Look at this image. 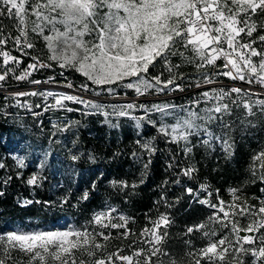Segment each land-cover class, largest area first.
<instances>
[{"label":"snow or ice","instance_id":"obj_1","mask_svg":"<svg viewBox=\"0 0 264 264\" xmlns=\"http://www.w3.org/2000/svg\"><path fill=\"white\" fill-rule=\"evenodd\" d=\"M0 4L4 6L0 14L6 11L11 16L15 10L14 14L20 18V25H26L30 11L35 17L31 31L46 42L49 59L56 61L62 68L74 69L96 85H115L129 80L130 82L122 86L134 89L139 95L147 93L150 89H155L157 93L166 89L184 91L185 85L177 83L178 79H184L183 74L177 76L175 72L181 65L173 64L171 59L179 56L182 63L194 65L197 71L205 66L218 67L221 70L215 72L214 76L247 80L248 83H252L254 79L256 83L264 86V35L245 40V37L251 38L257 31L252 17L264 13V0H0ZM26 4H30V9L25 7ZM260 28L264 29V24H261ZM27 36L28 31L21 27L20 34L14 38L15 42L20 44L21 37H24V46L33 48L34 45L26 39ZM258 41L261 42L259 49L254 47ZM6 42L7 38H0V44ZM0 55L4 57L5 64L16 60L8 52H0ZM218 60L223 63L217 65ZM157 62L169 73L167 79L161 80L163 73L150 75L149 69L155 68ZM37 66L36 63L28 65L31 69ZM6 74L0 75V81L5 79ZM27 75L30 73L26 71L25 76H17L16 79H25ZM215 82L212 77L204 74L203 81H197L195 87L200 88L201 83ZM30 83L40 84L41 81L31 80ZM67 87L71 88L72 84L69 83ZM82 87L87 88V85ZM232 93L243 94L249 99H233ZM15 95L59 96L51 107H64L63 100L84 103L102 113L109 123L110 116H130L128 110L136 107L134 104L113 106V111L107 112L104 111L105 105L85 101L73 95L35 91L18 92ZM251 95L239 87L227 90L213 88L190 100L191 108L171 104L153 105L152 109H147L145 105L139 107L145 108L146 113L159 111L161 123L158 131L170 137L171 142L184 141L187 155L192 151L191 147H188L191 143L190 136H198L203 132L208 138L202 143L210 146L214 137L208 125L219 121L218 126L222 130L229 127L224 117L231 114L233 104L237 107L242 105L250 116L256 114L254 108L264 113V99L251 100ZM201 104L205 107L197 111ZM180 111L185 115L180 116ZM166 116L174 117L176 123L166 125L163 122ZM131 118L139 125V121L145 117ZM198 121L200 123H197ZM149 122L155 124V121ZM225 135L216 136L215 139L221 141L222 149L230 156L233 145ZM141 147L149 153L155 151L151 142H146ZM253 159L261 161V167H264V151ZM17 163L23 166L22 160ZM0 167L3 165L0 164ZM195 171V168L189 167L183 174L191 178ZM260 179L264 180V174ZM36 181L37 177L34 175L28 183L35 184ZM112 183L114 186H128L124 181ZM186 191L194 201L213 210L204 221L186 227L184 235L200 232L207 241L204 247L185 253L189 264H201L202 261L204 264H225L230 250L236 253L231 264H244V260L240 258L241 254H250L253 258L252 264H264V232L261 231L264 229V199L257 198L259 207L249 205L247 201L236 203L241 199L237 195L239 189L231 188L229 193L233 202L227 204L226 208V202L218 195L219 190L216 203L208 198H200L201 193L212 195L207 185H200L196 191L189 187ZM261 191L264 192V189ZM83 198L87 199V193ZM115 212V208L97 212L85 225H70L56 230L19 229L0 234V264H115L114 257L124 264H133L134 257L141 255H144L143 264H164L160 258L170 254L161 245L167 240V229L173 223L170 217L166 213H160L154 220L149 218L151 227L146 226L140 237H148L143 243L151 247H141L134 250L132 255H119L116 252L106 253L107 242L113 238L126 239L131 231L127 228L131 218L123 214L114 216ZM237 216L249 219L246 227H241L240 221L234 219ZM214 225H220V230L227 229V234L216 239L218 229ZM109 228H123L125 231L113 237L111 232L106 234L100 230ZM161 228L164 229L163 232L160 231ZM241 232L259 235L242 236ZM98 237L102 238L103 242L98 240ZM185 244L192 248L191 240H186ZM244 245L253 247L246 248ZM153 257L158 259L153 262ZM136 264H140L139 259ZM169 264L181 262L171 258Z\"/></svg>","mask_w":264,"mask_h":264},{"label":"trees","instance_id":"obj_2","mask_svg":"<svg viewBox=\"0 0 264 264\" xmlns=\"http://www.w3.org/2000/svg\"><path fill=\"white\" fill-rule=\"evenodd\" d=\"M25 7L30 9V4ZM0 8L3 10L4 6L0 4ZM14 13L15 10L11 16L6 11L0 14V36L5 30L20 34V28L25 27L28 31L27 40L34 45L33 48H26V56L48 62L51 71L63 75L83 91L92 94L113 92L129 96L138 95L134 89L123 87V82L109 85L110 88H107V85L93 84L74 69L60 67L56 61L49 59L50 53L43 38L31 31L35 17L30 11L26 25H20V18ZM252 19L257 25V31L251 38L245 37V40L264 35V29L260 28V25L264 24V13H258ZM260 43L258 41L254 47L259 49ZM171 59L173 64L181 65L175 72L177 76L183 74L184 79H178L177 83L185 85L186 89L194 87L197 81L202 82L204 74H212L211 66L197 71L194 65L182 63L179 56ZM221 64L219 61L217 65ZM220 70L215 67V72ZM149 72L152 76L163 73L161 80L169 76L159 62L155 68H150ZM39 77L40 74H35L32 79ZM222 77L214 76L213 79ZM83 85H87V88L82 87ZM189 85L191 87H188ZM35 92L48 91L38 89ZM174 92L176 91L166 89L157 93L155 89H150L147 92L149 95H166L167 98L130 102L136 107L128 111L137 113L136 116L142 115L135 111H138L137 106L143 104L147 105V109H152L153 105L169 104L191 108L189 101L203 91L197 89L187 95L168 97ZM56 97L0 95V164L3 165L0 167L1 233H6L10 228L21 227L27 230L36 225L62 223V216L66 217L65 221L71 220L75 226L85 225L92 219L96 210L113 207L118 211L117 216L124 214L131 218L128 229L134 231L130 232L126 239L113 238L107 242L106 253L119 250L118 254H122L124 249L151 247L143 243L148 237L138 240L135 236L144 226L151 227L149 218L154 220L160 213H166L173 223L167 229L168 237L161 247L170 255L160 259L164 264H169L171 258L181 264H189L185 253L204 247L207 241L200 232L184 235L186 227L204 221L213 210L194 201L187 193V188L196 191L200 185H207L212 195L201 193L200 198H208L213 203L217 202L219 190L218 195L226 202V208L227 204L233 202L229 193L231 188L239 189L237 195L241 199L236 203L247 201L249 205L259 207L257 198L264 199V192L261 191L264 189V180L260 179L264 174V167H261V161L253 159L264 151V113L258 108H254L256 114L250 116L242 105L237 107L233 104L231 114L224 117L229 127L222 130L218 126L219 121L209 124V130L214 137L210 146L202 143L208 138L203 132L198 136H190L191 143L188 147H191L192 151L186 155L184 141L171 142L170 137L158 131L161 123L159 111H148L145 118L139 121V125L130 116H110L109 123L106 122L105 116L96 110H85V114H82L79 111L81 104L73 101L64 100V107H51L55 105ZM28 106L31 107L30 110ZM203 107L205 105L201 104L196 110L199 111ZM179 115L184 116L185 113L180 111ZM149 120L155 121V124ZM163 122L171 126L176 123V119L166 116ZM221 135L229 138L233 145L230 156L222 149L221 141L215 139ZM146 142H151L155 151L149 153L142 148L141 145ZM21 157L24 158L22 167L17 163L22 160ZM189 167L196 169L191 178L183 174ZM34 175L37 177L36 183L29 184L28 180ZM113 181H124L128 186H114ZM133 185L135 187H132ZM85 193L87 199L83 198ZM27 201L31 203H26ZM234 219L240 221L241 227H246L249 223L247 217L237 216ZM214 227L218 229L216 239L227 234L228 230H220V225ZM100 230L111 232L113 237H117V229ZM120 230L123 232L124 229ZM160 231L163 232L164 229L161 228ZM261 231L264 232V229ZM98 240L103 242L100 237ZM186 240H191V249L186 246ZM244 247L251 248L253 245ZM235 255V251L230 250L225 264H231ZM240 258L244 260V264H252L253 258L250 254H241ZM137 259L143 264L144 255L134 257L133 264H136ZM152 259L155 262L158 258ZM114 260L116 264H124Z\"/></svg>","mask_w":264,"mask_h":264},{"label":"built area","instance_id":"obj_3","mask_svg":"<svg viewBox=\"0 0 264 264\" xmlns=\"http://www.w3.org/2000/svg\"><path fill=\"white\" fill-rule=\"evenodd\" d=\"M0 10L2 9L0 8ZM17 35L19 34H14L11 30H5L2 32L0 36V38H7V42L5 44H0V52H8L11 56L16 58V60H10L7 64H5L4 57L0 55V75H4L5 73H7L5 76V79L0 81V95L16 96L15 93H18V92L30 93L38 89H43L44 87H53V89L49 90L52 93H55V92L58 93L61 91L60 89H66V90L73 92L74 94H78L77 92L79 88H77L72 83V81L64 78L63 75L55 74L53 71L50 70V67L39 66L40 64L50 65L48 62L39 61V60L26 56V53H25L26 47L24 46L25 38L21 37L20 44H17L14 39ZM17 60L19 62H17ZM219 61L223 63L222 60H218L217 64ZM34 63L38 65L37 68L31 69L28 67V65L34 64ZM26 71L30 73V75H27L26 78L22 80L16 79L17 76H25ZM35 74H40V77L36 79H32V76ZM59 77H61L62 79H59ZM31 80H39L41 81V83L33 84V83H30ZM45 81H48V82L45 83ZM215 81L216 82L213 84L201 83L200 88H196L194 86L191 89H189V91L202 89L208 86L225 88L226 90L231 87H239L243 89L244 91H247L250 94H252L251 100L264 99V86H261L260 84L256 83L254 79L252 83H248L247 80L245 81L232 80L228 77L218 78V79H215ZM69 83L72 84L71 88L67 87ZM178 94L180 93H173L168 96H175ZM232 98L237 99V100H240V99L248 100L249 99V97L243 96V94L238 95L236 93H232ZM21 159L22 161L24 160L23 157H21ZM145 227L146 226H144V228Z\"/></svg>","mask_w":264,"mask_h":264},{"label":"rangeland","instance_id":"obj_4","mask_svg":"<svg viewBox=\"0 0 264 264\" xmlns=\"http://www.w3.org/2000/svg\"><path fill=\"white\" fill-rule=\"evenodd\" d=\"M212 68H213L212 69V74L210 75V77L214 78V75L213 74L215 73V67H212ZM223 70H226V69H223ZM131 79H134V78H131ZM122 82L124 84H126V83H128L130 81L129 80H125V81H122ZM108 86L109 85H107V88H110ZM215 88H219V87H215ZM43 89H46L48 92H50L49 90L50 89H53V87H44ZM211 89H212V87L208 86V87H204V88H202L200 90H202V91H210ZM60 90L61 91L58 92V94L73 95V96L80 97V98H82L85 101H91L93 103L103 104V105L106 106L105 109H104V111H107V112H112L113 111V106H117L118 107L120 105H127V104H130V102L133 103L134 101L147 100V99H164V98H167L166 95H164V96H157V95H149L148 93H145L143 95H139L138 94V95L129 96L128 94H119V93H113V92H111L110 94H108V93L107 94H101V93L100 94H92V93H89L88 92V94H86V95H83V94H80L79 95V94H74L73 92H71L69 90H66V89H60ZM174 93H180V94H183V95H187L190 92H189V89H186L185 88L184 91H176ZM146 94H148V95H146ZM58 98H59V96L56 97V99H58ZM55 103H56V100H55ZM80 104H81L80 106H82V107H80L79 111H81L82 114H85V112H84L85 110H87V112H92L93 110H95L94 108H91L90 106H88V105H86L84 103H80ZM143 105H145V104H143ZM139 106H137V110L138 111H135V112L141 113L142 115L136 116L137 113H130V117H141V116L142 117H145L146 116V112L144 111L145 109L144 108H141ZM27 108H28V110L31 109L30 106H28ZM85 108H89V109H85ZM65 208L66 207H64L63 210H65ZM108 209H110V208H108ZM108 209H98L93 214H95L97 212H100V211H105V210H108ZM117 214H118V211L115 212V213H113L114 216H117ZM60 218H62V220H63L62 223L53 224V225H45V226L36 225V226H34V227L30 228V229H27L26 231H32V230H56V229H63L66 226L73 225V222L71 220H68L67 219V221H65V218H66L65 216H62ZM127 228H128V225H127ZM19 229H23V228H21V227H18L16 229L10 228V229H7L6 233L7 232H11V231H15V230H19ZM117 230H118L116 232L117 234L119 232H122L120 229H117ZM123 231H125V229ZM130 232H134V231L132 230ZM140 233H141V231L135 236V238H137V239L139 238V240L142 239V238H144V237H140ZM0 234H5V232L4 233H1L0 232ZM247 235H250V234H247ZM254 235H256V234H254ZM124 251H125L124 253H122V254L120 253L119 255H132V253H133L134 250L124 249ZM113 252L118 253L120 251L119 250H115ZM114 259H115V257H114Z\"/></svg>","mask_w":264,"mask_h":264},{"label":"water","instance_id":"obj_5","mask_svg":"<svg viewBox=\"0 0 264 264\" xmlns=\"http://www.w3.org/2000/svg\"><path fill=\"white\" fill-rule=\"evenodd\" d=\"M79 95L80 94H83V95H86V94H88V92H86V91H83V90H81V89H78V92H77ZM242 236L243 235H247V234H250V235H254L253 233H245V232H241L240 233Z\"/></svg>","mask_w":264,"mask_h":264},{"label":"bare ground","instance_id":"obj_6","mask_svg":"<svg viewBox=\"0 0 264 264\" xmlns=\"http://www.w3.org/2000/svg\"><path fill=\"white\" fill-rule=\"evenodd\" d=\"M190 92V91H189Z\"/></svg>","mask_w":264,"mask_h":264}]
</instances>
